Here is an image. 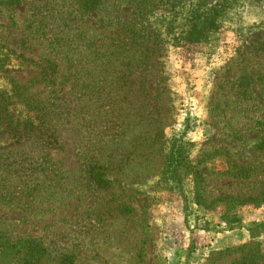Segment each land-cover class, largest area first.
Returning a JSON list of instances; mask_svg holds the SVG:
<instances>
[{"label":"rangeland","instance_id":"374dc122","mask_svg":"<svg viewBox=\"0 0 264 264\" xmlns=\"http://www.w3.org/2000/svg\"><path fill=\"white\" fill-rule=\"evenodd\" d=\"M68 2L86 0H0V93L28 87L70 127L46 149L0 116V264H25L9 245L24 239L41 264H264V202L222 200L264 192V0ZM211 11L228 15L187 41ZM178 138L182 190L167 176Z\"/></svg>","mask_w":264,"mask_h":264},{"label":"trees","instance_id":"16d2710c","mask_svg":"<svg viewBox=\"0 0 264 264\" xmlns=\"http://www.w3.org/2000/svg\"><path fill=\"white\" fill-rule=\"evenodd\" d=\"M256 1V0H255ZM102 0H86V3L74 4V2H68L67 8L72 10H81L83 13H93L96 11L98 5H100ZM79 9V10H78ZM235 11V9H233ZM217 11H211V13H205V15L196 17L193 19V22L190 19V28H188L186 34V40L190 42H199L202 38H206V33L214 28L220 21L219 19H224L227 13L217 14ZM215 16V17H213ZM229 13V17H230ZM226 17V16H225ZM240 21V20H239ZM227 23V21H226ZM184 28L183 30H185ZM184 31H182L183 33ZM46 68V67H45ZM55 73L56 66L50 64V67H47L45 70V83L53 84V74ZM16 89L14 92L3 91L0 93V116L2 119H5L7 130L11 132L12 135L22 137L29 140H38L42 143V146L46 149L58 148L63 149L66 143L63 141L67 133L68 126L65 125V120L60 118L62 115L60 112L52 110L48 104L39 99L33 98V94H27L29 91L28 87L21 88L18 85H15ZM28 141V140H27ZM261 142V141H260ZM262 143V142H261ZM261 145V149H264V142ZM187 143L183 138L175 139L173 146L172 158L170 159L169 165L170 169L168 172V177L172 178L173 181L179 186L182 190V184L190 178V169L191 166L187 162L186 147ZM99 169H98V168ZM95 167L97 170L94 173V180L99 184H102L103 174L98 173L101 169L100 166ZM245 167L239 166L236 172L235 177H242L247 172H245ZM192 170V169H191ZM193 175V174H192ZM197 178L200 179V176L196 174ZM108 183L110 181L107 180ZM195 196L194 202L197 206L208 209L211 208L213 203H209L206 198V190L203 186L202 181L198 179L195 180ZM222 200L227 201L229 204L233 203L234 205L246 204L247 202L252 203H262L264 202V192H262L257 197H251L249 199H236L233 197H226ZM10 246L20 245L19 253H23V261L25 264H37L45 255H47L48 250L41 244L36 241L29 239H24L18 243L9 242ZM15 248V247H14ZM9 256H7L8 258ZM259 258L254 257L252 260H257ZM63 264H68L69 259L67 257L62 258ZM5 262H8L7 260ZM4 264V263H3Z\"/></svg>","mask_w":264,"mask_h":264}]
</instances>
